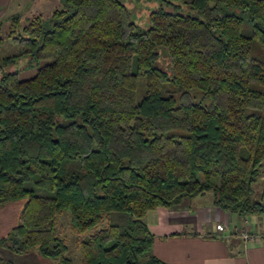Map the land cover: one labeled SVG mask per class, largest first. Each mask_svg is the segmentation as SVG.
<instances>
[{
	"label": "trees",
	"instance_id": "trees-1",
	"mask_svg": "<svg viewBox=\"0 0 264 264\" xmlns=\"http://www.w3.org/2000/svg\"><path fill=\"white\" fill-rule=\"evenodd\" d=\"M61 1L18 53L0 36V207L25 200L0 248L75 264L72 235L82 264H170L148 211L214 190L264 213V0H159L146 27L124 0Z\"/></svg>",
	"mask_w": 264,
	"mask_h": 264
},
{
	"label": "crops",
	"instance_id": "crops-1",
	"mask_svg": "<svg viewBox=\"0 0 264 264\" xmlns=\"http://www.w3.org/2000/svg\"><path fill=\"white\" fill-rule=\"evenodd\" d=\"M26 1L0 0V27L3 20L20 16ZM260 180L264 181V175L256 183ZM215 199L216 192L209 190L178 205L148 211L145 222L155 235L154 254L170 264H264V213H231L216 205ZM260 200L264 202V188ZM24 201L0 207V238L18 224ZM218 223L226 226L222 234L216 232ZM235 229L250 230L261 237L247 241L234 234ZM0 256L14 264H55L37 250L16 253L0 248Z\"/></svg>",
	"mask_w": 264,
	"mask_h": 264
},
{
	"label": "rangeland",
	"instance_id": "rangeland-1",
	"mask_svg": "<svg viewBox=\"0 0 264 264\" xmlns=\"http://www.w3.org/2000/svg\"><path fill=\"white\" fill-rule=\"evenodd\" d=\"M27 4H21V7H24L22 10V18L20 20V23L18 27L15 25H12V18L5 19L2 21V25L0 27V36L4 38V41L2 43L1 47V55H12L19 52V45L13 41V34L19 35L22 32V26L27 24L29 19L33 18L34 16L41 15L43 18H48L51 16L53 11L56 8H63V4L61 0H27ZM124 2L127 4L129 8L133 10V19L140 24L142 27H146L148 24V15L151 10L156 9L160 2L159 0H124ZM11 29H15V31L11 32ZM261 50L259 49V46L254 44L253 46V54L256 57H262L260 56ZM23 61H20L22 63ZM159 65L160 62L158 63ZM11 69H14L15 66L10 67ZM35 73V70H29L28 73L24 75H33ZM23 75V77H24ZM144 85H145V79L142 77L140 79V88H139V97L142 96L144 93ZM260 179V178H259ZM264 181L260 180L259 183H255L253 185V192L254 197L256 199H261V195L263 193V186ZM62 224L66 229V232L69 233V217L62 216L61 218ZM70 254L75 262V264H82L80 261V251L79 246L77 244V239L72 237L70 235Z\"/></svg>",
	"mask_w": 264,
	"mask_h": 264
},
{
	"label": "built area",
	"instance_id": "built-area-1",
	"mask_svg": "<svg viewBox=\"0 0 264 264\" xmlns=\"http://www.w3.org/2000/svg\"><path fill=\"white\" fill-rule=\"evenodd\" d=\"M226 230V226L223 223H218L216 225V232L223 233ZM234 234L242 237L247 241H254L257 238L261 237L260 235L254 233L253 231L246 230V229H235Z\"/></svg>",
	"mask_w": 264,
	"mask_h": 264
}]
</instances>
